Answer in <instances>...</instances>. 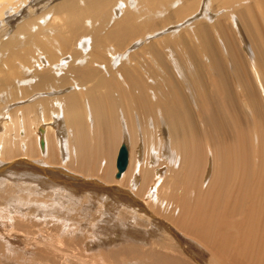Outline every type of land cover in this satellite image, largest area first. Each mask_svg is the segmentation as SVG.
<instances>
[{"label": "bare ground", "instance_id": "6f19581e", "mask_svg": "<svg viewBox=\"0 0 264 264\" xmlns=\"http://www.w3.org/2000/svg\"><path fill=\"white\" fill-rule=\"evenodd\" d=\"M34 2L0 0V264H264V0Z\"/></svg>", "mask_w": 264, "mask_h": 264}, {"label": "rangeland", "instance_id": "374dc122", "mask_svg": "<svg viewBox=\"0 0 264 264\" xmlns=\"http://www.w3.org/2000/svg\"><path fill=\"white\" fill-rule=\"evenodd\" d=\"M43 1V0H42ZM39 2L40 3H43V2H41V0L39 1L38 0V3L37 2H34L35 4L34 5H36V3H37V5H40L39 4ZM49 8H51V4H49V6L48 7H46L45 9H42V6L40 5V6H38V7H35V9L34 8H32V7H30L28 10H27V12H26V16H24L23 18H22V20H24L25 18H28L27 20H32V19H36V18H39V16H41V14H42V12L44 11V10H47V9H49ZM22 16H19V17H17L16 18V20L18 19V18H21ZM21 20V21H22ZM182 27H184V24H182L181 25V27L179 26V28L178 29H181ZM170 33V31L169 32H164L162 35L164 36L165 34H169ZM157 37H158V35H156V36H152L150 39H156L157 40ZM88 44V46H86L87 48H89V46H90V44L89 43H87ZM142 45H140V42H138V41H135L134 43H132L130 46H128L126 49H127V51L129 52V53H131V52H133V51H135V50H137L138 48H140ZM127 51H121V53H126ZM40 55H37V57H39ZM1 58V57H0ZM45 61H47L46 60V58H45ZM7 104H2V106H6ZM18 105H15V106H13V107H8V111H12V109L13 108H15V107H17ZM118 154V153H117ZM117 157V156H116ZM137 161H139L138 159H137ZM115 165H116V159H115ZM44 166H45V164H44ZM46 168H48V169H51V168H53V167H51V166H45ZM116 167V166H115ZM116 172H117V168H116ZM115 172V173H116ZM1 175H2V177H4V178H7V177H12V173L11 174H2L1 173ZM116 178V174H114V179ZM121 178V177H120ZM54 182V181H53ZM59 184H54L53 183V185L49 182V185L47 184L46 185V189L47 190H50V189H53V190H55V189H57L58 187H59V189H64L63 188V186L62 185H59ZM54 186H55V188H54ZM62 186V187H61ZM18 196H20V194L18 193ZM112 212H115V213H117V210H114V211H112ZM116 217V216H115ZM141 220V219H140ZM170 225L171 226H174V225H172L171 223H170ZM160 229V230H159ZM158 229V231L159 232H165L164 230H163V228H159ZM152 235V236H151ZM154 235L153 234H150L149 235V233H147L146 234V236L145 237H148L147 239H154L155 237H153ZM183 240H187V239H185L184 238V236H183ZM188 241V244H187V242L186 241H182V244L184 245V247H186L191 253V256H194V257H196L197 259H198V261H200L201 263H203V264H208V262L209 261H211V259H212V257H215V255L214 254H212V252H210V250H209V248L207 249L202 243H200V242H197L196 243V241H192L193 242V244L191 243V242H189V240H187ZM200 244V245H199ZM208 250V251H207ZM203 253V254H202ZM211 256V257H210ZM190 258V257H189ZM207 260V261H206ZM206 261V262H205Z\"/></svg>", "mask_w": 264, "mask_h": 264}, {"label": "water", "instance_id": "95a60500", "mask_svg": "<svg viewBox=\"0 0 264 264\" xmlns=\"http://www.w3.org/2000/svg\"><path fill=\"white\" fill-rule=\"evenodd\" d=\"M127 159V149L124 144H121L116 157V176H119L120 173L126 168Z\"/></svg>", "mask_w": 264, "mask_h": 264}]
</instances>
